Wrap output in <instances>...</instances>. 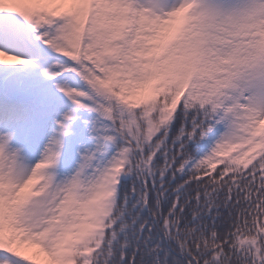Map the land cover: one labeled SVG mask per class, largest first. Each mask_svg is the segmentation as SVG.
<instances>
[{
    "label": "snow or ice",
    "instance_id": "snow-or-ice-1",
    "mask_svg": "<svg viewBox=\"0 0 264 264\" xmlns=\"http://www.w3.org/2000/svg\"><path fill=\"white\" fill-rule=\"evenodd\" d=\"M0 264H264V0H0Z\"/></svg>",
    "mask_w": 264,
    "mask_h": 264
}]
</instances>
